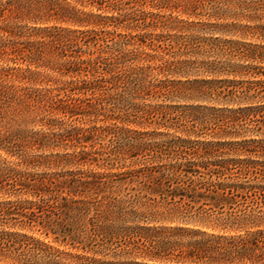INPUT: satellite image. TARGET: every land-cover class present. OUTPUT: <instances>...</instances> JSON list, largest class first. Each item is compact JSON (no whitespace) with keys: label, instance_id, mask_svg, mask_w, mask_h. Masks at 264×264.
Returning a JSON list of instances; mask_svg holds the SVG:
<instances>
[{"label":"trees","instance_id":"1","mask_svg":"<svg viewBox=\"0 0 264 264\" xmlns=\"http://www.w3.org/2000/svg\"><path fill=\"white\" fill-rule=\"evenodd\" d=\"M35 1L25 10L36 33L8 53L29 67L10 70L27 84L53 81L32 65L72 78L0 87L21 125L47 129L0 133V151L19 160L0 156V264H264V42L229 40L204 52L193 35L149 33L199 23L165 20L143 0ZM204 4L170 9L196 17ZM247 4L255 5L237 17L257 24L227 26L264 40V0ZM2 31L9 41L17 35L10 25ZM175 43L183 55L214 53L219 61L200 63L214 78L168 79L191 63L165 61ZM145 96L213 106H138ZM109 121L158 128L98 125Z\"/></svg>","mask_w":264,"mask_h":264},{"label":"rangeland","instance_id":"2","mask_svg":"<svg viewBox=\"0 0 264 264\" xmlns=\"http://www.w3.org/2000/svg\"><path fill=\"white\" fill-rule=\"evenodd\" d=\"M147 2L146 7L144 6L143 10L147 12H154L157 14H160L161 16L165 17V20L170 19H177L182 20L185 23H199L197 26H184L185 29H178V30H172L167 31L163 29H157V30H151L149 33H153L156 35H164L165 38L167 35H177L181 39L182 37H189L190 35H193L196 39L195 45L199 46L200 48L203 47V51H209L211 45L214 43L219 44V42L224 41H243V42H253V43H261L264 42L263 39H258L257 37L252 36H245L242 33H236L235 31L231 30L230 27L227 25L230 24H238V25H255L257 23H252L244 20L242 17H237V15H241L242 12H245L247 8L251 5L255 4H247L251 1H259V0H228L229 2H225V0H203V3H205V8L201 9L199 11L198 16H189L187 14L181 13L183 10L182 7L180 9H170L174 8L176 5H185V3L189 0H157L156 2H152V0H143L142 2ZM165 2V3H164ZM38 4L35 0H0V87L3 88H21V87H30L34 89L42 88V87H54V82L58 81L59 83L68 82L71 80L72 77L70 76H60L56 72H53L48 69H38L35 65H32L30 68L33 71H40L47 75L50 79L53 81L49 83H36V84H27L25 82H22L21 79H16L14 77V71L10 69H21L25 70L29 67L28 63L23 61L22 59H18L15 62L9 61L10 59V53H12L14 45L16 47H23L25 44L28 43L29 35L30 33H36L32 32L34 31V19H29L27 17V13L25 10V6L27 4ZM165 4L164 6H157V8H152L150 5L147 4ZM213 11L219 12L216 16H214ZM38 14V13H37ZM54 23H51L53 25ZM10 25L12 29L15 30L17 33L16 36L11 37L9 41L8 35L2 31V29L5 26ZM186 25V24H185ZM182 28L183 26H179ZM181 35V36H180ZM165 38H160L159 40H155L153 44L155 46H158L159 44L165 43ZM36 40V39H33ZM183 39L180 41L182 42ZM12 42V45L7 48H3L1 46L5 45V43ZM3 44V45H2ZM170 50V55H165V61L168 60L170 62H178V61H190L191 63L195 64H189L184 67H181L179 70H182V73H174L168 76V79L170 80H182L186 81L188 79L194 80H203V79H211L214 77H209L208 73H204L201 67L200 63L207 62V61H213V60H220L216 55L213 53H191L187 55H183L182 53H178V45ZM13 46V47H12ZM80 48L82 50L88 51V47L84 44L80 45ZM77 51H80V49H77ZM146 52L150 54H157V52H153L150 48H146ZM9 53V54H8ZM162 52H159L158 54H161ZM164 55V54H163ZM84 58H89L88 55H84ZM158 64H161V61L156 60L152 62V65L157 66ZM180 72V71H177ZM186 72V73H185ZM188 74V75H187ZM157 79H164V75L156 76ZM146 99H138L135 101V103L140 106H159V105H170V106H177L181 107V109H185L187 106H197V105H208L213 106V103H204V102H196L187 100L183 97H171L168 99L165 98H154L150 96H145ZM16 101H13L9 98H3L1 100L0 104V112L5 116L4 122H3V129H0V133H3L5 130L9 134L11 133H18V131H25V135L28 133L33 132H41V131H47L42 124L37 120L33 123L26 122L24 125H21L22 118L17 115V105L15 104ZM216 106H219L218 103L215 104ZM126 106L128 104L126 103ZM126 108V107H125ZM26 117V115H25ZM99 126H111L116 127L118 129H129L134 131H155L158 126L156 125H149L148 123H143L142 125L139 123V121H132L131 123H121L118 121H109L107 123H98ZM88 127V126H86ZM3 130V131H2ZM160 131L167 132L170 135L174 136H182L186 137V134L181 132H176L175 130H167V129H160ZM210 134V133H208ZM109 140V138H107ZM200 140L205 141H215L216 139L211 137L210 135H205L204 137L200 138ZM58 151H51L47 152L48 154L51 153H57ZM41 152H33V154H40ZM60 153H63L60 151ZM0 156L2 159H7V161H11L13 163L18 162L19 160L16 157L7 155L4 151H0ZM134 161H128L126 166H131ZM128 168V167H127ZM126 168V169H127ZM137 168V166L133 167ZM85 169H88L85 167Z\"/></svg>","mask_w":264,"mask_h":264}]
</instances>
